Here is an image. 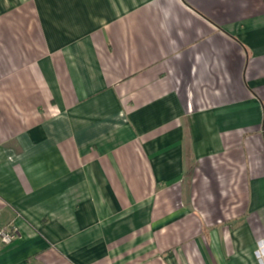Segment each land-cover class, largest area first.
Instances as JSON below:
<instances>
[{
    "label": "crops",
    "instance_id": "0c3cea01",
    "mask_svg": "<svg viewBox=\"0 0 264 264\" xmlns=\"http://www.w3.org/2000/svg\"><path fill=\"white\" fill-rule=\"evenodd\" d=\"M0 264H264V0H0Z\"/></svg>",
    "mask_w": 264,
    "mask_h": 264
},
{
    "label": "built area",
    "instance_id": "2783aa9c",
    "mask_svg": "<svg viewBox=\"0 0 264 264\" xmlns=\"http://www.w3.org/2000/svg\"><path fill=\"white\" fill-rule=\"evenodd\" d=\"M21 238V231L17 225H6L0 227V244L10 245Z\"/></svg>",
    "mask_w": 264,
    "mask_h": 264
}]
</instances>
